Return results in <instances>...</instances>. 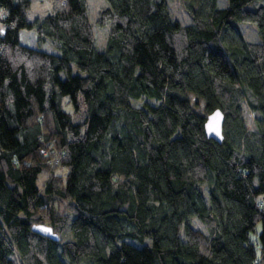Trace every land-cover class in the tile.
Here are the masks:
<instances>
[{
  "label": "trees",
  "instance_id": "obj_1",
  "mask_svg": "<svg viewBox=\"0 0 264 264\" xmlns=\"http://www.w3.org/2000/svg\"><path fill=\"white\" fill-rule=\"evenodd\" d=\"M106 1L98 51L85 0H0V264H264V0Z\"/></svg>",
  "mask_w": 264,
  "mask_h": 264
},
{
  "label": "rangeland",
  "instance_id": "obj_2",
  "mask_svg": "<svg viewBox=\"0 0 264 264\" xmlns=\"http://www.w3.org/2000/svg\"><path fill=\"white\" fill-rule=\"evenodd\" d=\"M54 0H30L31 4L29 9L27 10V19L31 22L33 21H39L43 19L46 15L50 14L53 11L54 8ZM168 5H169V11L171 14V17L174 20L179 21L183 25L191 24L193 23V16L191 13L187 10L184 2L182 0H167ZM86 3V10H87V16L90 21V23L93 25V30L95 34V48L98 51H104L106 42H107V34H108V26H99L97 24V19L99 12L106 8L108 6L106 0H85ZM219 7L225 8L228 7L229 2L228 0H219L218 1ZM258 6V2H253L251 3L248 8H256ZM240 28L244 34V37L248 41H261V38L258 33V27L254 24H241L240 23ZM232 35H234L233 30H229L228 32V38L229 42L228 44H231L232 41ZM20 38H21V43L30 47H36L35 43V33L34 31H29V30H22L20 32ZM41 49L56 53V50L53 49L49 44H43L41 46ZM189 98L194 102L193 104H198L195 106V109L204 114L205 113V104L194 98V96L188 95ZM132 105L134 107H144L146 103H151V104H156L157 101L154 99H149L147 97H143L140 100H131ZM64 109L70 113L73 112V109L70 104H65L64 103ZM257 113H255L256 115ZM73 121L76 122L77 118L75 116L72 117ZM231 134V130H230ZM47 174L45 172H42L39 176V184L46 178ZM207 190V187H206ZM193 226L196 229L202 230L205 233H208L209 230L207 226L199 220L198 217H193ZM262 228V225L259 224L257 226V231L260 232Z\"/></svg>",
  "mask_w": 264,
  "mask_h": 264
},
{
  "label": "water",
  "instance_id": "obj_3",
  "mask_svg": "<svg viewBox=\"0 0 264 264\" xmlns=\"http://www.w3.org/2000/svg\"><path fill=\"white\" fill-rule=\"evenodd\" d=\"M225 120L226 116L221 109H216L211 114H209L207 117V121L205 122L206 137L220 144L223 143ZM31 230L53 241L59 240L58 234L55 233L52 227H50L49 225L35 224L32 225Z\"/></svg>",
  "mask_w": 264,
  "mask_h": 264
},
{
  "label": "built area",
  "instance_id": "obj_4",
  "mask_svg": "<svg viewBox=\"0 0 264 264\" xmlns=\"http://www.w3.org/2000/svg\"><path fill=\"white\" fill-rule=\"evenodd\" d=\"M1 33H2V32L0 31V35H1ZM260 205L263 206V202H261Z\"/></svg>",
  "mask_w": 264,
  "mask_h": 264
}]
</instances>
